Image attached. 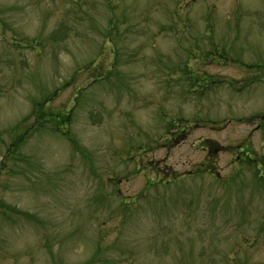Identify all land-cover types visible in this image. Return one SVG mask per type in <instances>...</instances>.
Returning a JSON list of instances; mask_svg holds the SVG:
<instances>
[{
    "label": "rangeland",
    "instance_id": "374dc122",
    "mask_svg": "<svg viewBox=\"0 0 264 264\" xmlns=\"http://www.w3.org/2000/svg\"><path fill=\"white\" fill-rule=\"evenodd\" d=\"M0 264H264V0H0Z\"/></svg>",
    "mask_w": 264,
    "mask_h": 264
}]
</instances>
